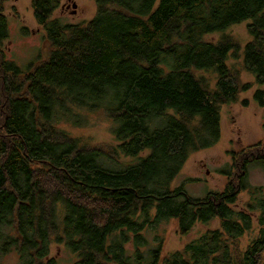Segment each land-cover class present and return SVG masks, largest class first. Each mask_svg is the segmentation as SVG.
Listing matches in <instances>:
<instances>
[{
    "label": "trees",
    "instance_id": "1",
    "mask_svg": "<svg viewBox=\"0 0 264 264\" xmlns=\"http://www.w3.org/2000/svg\"><path fill=\"white\" fill-rule=\"evenodd\" d=\"M8 1L0 0V261L16 250L23 264H61L59 246L71 264H264V186L248 183L249 167H264V143L233 155L224 192L171 188L192 154L220 141L223 107L253 89L243 71L264 84V0H95L96 16L79 24L54 17L63 0H33L50 51L27 71L7 57ZM245 22L244 49L228 35L208 40ZM99 111L113 121L114 146L89 147L61 127L84 129ZM214 219L218 230L164 258L165 239L149 238L164 222L188 234Z\"/></svg>",
    "mask_w": 264,
    "mask_h": 264
},
{
    "label": "rangeland",
    "instance_id": "2",
    "mask_svg": "<svg viewBox=\"0 0 264 264\" xmlns=\"http://www.w3.org/2000/svg\"><path fill=\"white\" fill-rule=\"evenodd\" d=\"M32 2L33 0H11L5 3V14L8 16L10 28V41L6 43L7 57L8 60L15 62L25 71L29 70L32 65H37L40 61L41 51L44 55H48L50 51L48 42H45L46 32L34 18ZM75 3L77 4V13L73 14ZM62 4L63 6L58 9L54 17L67 23L79 24L83 21H91L97 13L95 0H63ZM248 24L245 22L233 26L224 34L209 36L208 40L217 42L223 36L228 35L241 43V48L244 49L245 45L252 41L248 32ZM26 28L28 33L25 31ZM47 55L43 58H46ZM231 65L242 67L241 62L234 60L231 61ZM199 75L203 76L207 83H210V79L216 81L213 74L200 73ZM242 80L245 83L254 84V87L246 93H242L237 104L223 107L220 141L209 149L192 154L180 175L173 182L172 189L183 185L191 196L197 198H204L212 192H224L230 184V177L224 174L227 172L226 170H231L233 167V155L264 143V104L255 99L258 91L264 93V84L256 85L255 76L245 71L242 73ZM86 116L89 124L84 129L65 124L61 127L75 138L86 139L89 142V147L114 146V124L109 116L104 111ZM247 160V156H241L237 161L241 165ZM239 168H236L234 177H239ZM248 177L249 185L264 186V167L256 163L252 164L248 169ZM239 199L234 208L246 211V205L250 200L249 194H241ZM257 226L258 224L256 225L257 234L253 235L252 239L259 235ZM219 228V219H214L208 224H198L190 233L183 234L180 232L178 221L171 220L160 224L156 232L149 234V238L152 240L159 235L165 239L162 255L164 258L171 253L183 250L187 244L205 233ZM249 242L250 238L245 237L243 247H246ZM52 255L61 264H71L75 260L68 250L59 246L53 248ZM0 264H23V262L15 250L1 259Z\"/></svg>",
    "mask_w": 264,
    "mask_h": 264
},
{
    "label": "water",
    "instance_id": "3",
    "mask_svg": "<svg viewBox=\"0 0 264 264\" xmlns=\"http://www.w3.org/2000/svg\"><path fill=\"white\" fill-rule=\"evenodd\" d=\"M73 8H74L73 14H76L77 13V10H76L77 9V4L76 3L74 4Z\"/></svg>",
    "mask_w": 264,
    "mask_h": 264
}]
</instances>
